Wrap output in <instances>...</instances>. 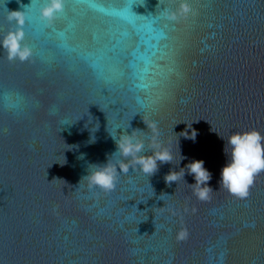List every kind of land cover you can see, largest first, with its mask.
I'll return each mask as SVG.
<instances>
[{"label":"water","instance_id":"water-1","mask_svg":"<svg viewBox=\"0 0 264 264\" xmlns=\"http://www.w3.org/2000/svg\"><path fill=\"white\" fill-rule=\"evenodd\" d=\"M42 2L0 0V39L15 28L8 12L23 11L33 50L29 61L9 62L0 49V264H264V172L245 199L218 183L224 140L264 135V0H191L194 15L161 21L160 41L126 11L107 16L75 0H65L51 33L38 17ZM97 2L126 9L125 0ZM157 4L132 10L154 15ZM96 36L121 44L99 58ZM157 43L167 56L154 63ZM144 121L157 123L171 163L151 177L130 167L107 193L79 184L116 151L111 135L144 130L151 155ZM193 130L195 142L180 134ZM193 159L212 174L208 201L193 194L187 171L165 182Z\"/></svg>","mask_w":264,"mask_h":264},{"label":"clouds","instance_id":"clouds-1","mask_svg":"<svg viewBox=\"0 0 264 264\" xmlns=\"http://www.w3.org/2000/svg\"><path fill=\"white\" fill-rule=\"evenodd\" d=\"M64 6L65 0H43L38 7L39 20L42 23L51 25L63 13ZM192 11L193 8L189 0H179L177 7L174 10L166 9L164 15L170 21L179 22L182 19L186 20ZM7 19L14 23L15 28L14 30H9L0 39V49L6 53V58L9 62L17 60L20 62L29 61L33 57V50L24 43L26 14L23 11H9ZM144 123L151 131V136H146L150 141L151 155L143 154L146 147L145 138H141L140 134L144 133V130L133 129L130 134L124 131L118 138L111 135L116 144V151L109 157L119 156L120 159L113 163L108 157L107 162L104 164H90L87 170L88 174L81 178L79 184L81 181H87L89 188H97L107 193L116 188L119 173H127L130 167L135 168L138 166L142 173L151 177L158 171L159 164L171 163L173 160L171 150L163 147L158 141L157 123L154 121H144ZM180 134L195 142V130L191 134L187 131ZM220 138L223 139L222 137ZM228 148H230V153ZM224 153L228 159L220 171L219 189L223 188L237 199H245L250 194V188L254 185L256 176L264 172V135L255 129L232 134L227 141L224 140ZM183 159H186V157L181 156V160ZM186 171L195 180V183L190 185L192 186L193 194L201 201L210 200L214 191L209 186L212 174L205 168L203 160L193 159L179 171H170L165 176V182L171 186L173 182L180 179L184 180ZM187 235L186 228H182L178 232L179 239H184Z\"/></svg>","mask_w":264,"mask_h":264},{"label":"snow or ice","instance_id":"snow-or-ice-1","mask_svg":"<svg viewBox=\"0 0 264 264\" xmlns=\"http://www.w3.org/2000/svg\"><path fill=\"white\" fill-rule=\"evenodd\" d=\"M75 2L88 4L91 8L107 16H112V15L123 16L124 12L126 11L128 13V16L130 17V19L128 20L129 23L135 24L137 21H142L147 28L151 29L157 34L156 39L158 41L168 39V37L165 35V30H164V28H166L167 25H165L164 28L160 27L161 21L176 22V21H170L166 17V15H164L166 9L174 10L176 8V7H171V8L166 7L164 0H158V4L156 7V13L154 15H149V16L137 15L132 10L134 5H140V6L144 5L145 0H125L126 9L122 10L121 12H115V11L100 7L97 0H75ZM175 3L178 4L179 0H175ZM189 3H191V0H189ZM67 12H68V6L65 3L63 13H61L57 17L54 23H52L51 25L42 23V27L51 33H56L57 32V21L63 18ZM193 15H194V10L192 11L191 14H189L186 20H189ZM182 20H185V19H182ZM60 35L63 36V33H61ZM94 40L98 45H101V47L98 49V51L101 53V56L99 58H104V54L107 52H115L121 44V41L119 40H116L115 42H113L112 37L105 39L104 37L96 36L94 37ZM65 47L67 46L65 45ZM164 48L166 49L167 45H164ZM156 49L157 50L153 52V55H152V62L159 63L160 60H163L167 56V52L162 51L160 49L159 43H157ZM68 51L74 52L76 51V49H68ZM81 54L86 55L89 59L94 60V61L97 59V57L93 53H81ZM132 55H135V52H133Z\"/></svg>","mask_w":264,"mask_h":264}]
</instances>
